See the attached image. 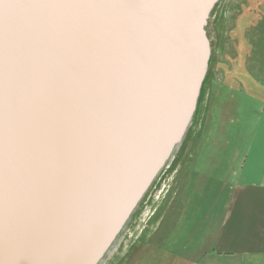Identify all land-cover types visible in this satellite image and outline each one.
Listing matches in <instances>:
<instances>
[{"label": "rangeland", "instance_id": "rangeland-1", "mask_svg": "<svg viewBox=\"0 0 264 264\" xmlns=\"http://www.w3.org/2000/svg\"><path fill=\"white\" fill-rule=\"evenodd\" d=\"M241 1L154 10L133 77L142 115L115 145L129 163L64 264H264L248 248L264 246V193L242 185L264 188V0L239 20Z\"/></svg>", "mask_w": 264, "mask_h": 264}, {"label": "water", "instance_id": "water-1", "mask_svg": "<svg viewBox=\"0 0 264 264\" xmlns=\"http://www.w3.org/2000/svg\"><path fill=\"white\" fill-rule=\"evenodd\" d=\"M170 3L0 0V264H64L85 235L129 163L138 46Z\"/></svg>", "mask_w": 264, "mask_h": 264}, {"label": "crops", "instance_id": "crops-1", "mask_svg": "<svg viewBox=\"0 0 264 264\" xmlns=\"http://www.w3.org/2000/svg\"><path fill=\"white\" fill-rule=\"evenodd\" d=\"M247 2H245L244 3V1L242 0L241 1V3H240V5H239V9H240V14L238 15V19L240 20L241 19V17L243 16V14H244V12L246 11V10H251V6H250V3H248V1L249 0H246ZM256 4L259 6V2H256ZM238 7V6H237ZM260 7V6H259ZM244 9V10H243ZM243 13V14H242ZM249 14H251V12L249 13ZM254 39H257V37L255 36L254 37ZM218 104H216L215 105V107H217V108H219L218 106H217ZM193 151V150H192ZM192 151H191V154H193L192 153ZM194 151H195V149H194ZM191 158V157H190ZM189 158V156L187 157V159H186V161L188 162V160L190 159ZM249 175V174H248ZM243 184V186L244 187H256L257 188V191H253V192H250L249 193V195H254L253 193H256V192H259V191H263V193H264V188H263V186L262 185H260V184H258V185H255V182L254 181H252V180H250V182H248L247 181V178L245 179V181L244 182H242ZM258 183H260V182H258ZM249 190V189H248ZM255 196H257V197H260L259 195H255ZM249 238V237H248ZM249 247L248 248H250V250H255V251H260V252H263L264 253V246H261V248H260V250L259 249H257L256 248V246H254V244H249L248 245Z\"/></svg>", "mask_w": 264, "mask_h": 264}, {"label": "trees", "instance_id": "trees-1", "mask_svg": "<svg viewBox=\"0 0 264 264\" xmlns=\"http://www.w3.org/2000/svg\"><path fill=\"white\" fill-rule=\"evenodd\" d=\"M197 109H198V106H197ZM197 109H196V111H197ZM195 123L194 122H192V124H191V126L189 127V129L191 130V128H193V125H194ZM189 131V130H188Z\"/></svg>", "mask_w": 264, "mask_h": 264}]
</instances>
